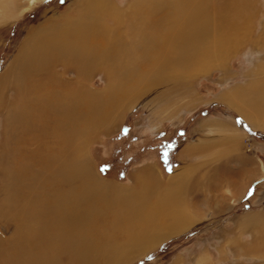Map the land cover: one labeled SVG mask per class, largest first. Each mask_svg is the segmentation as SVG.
I'll use <instances>...</instances> for the list:
<instances>
[{
  "label": "rangeland",
  "instance_id": "374dc122",
  "mask_svg": "<svg viewBox=\"0 0 264 264\" xmlns=\"http://www.w3.org/2000/svg\"><path fill=\"white\" fill-rule=\"evenodd\" d=\"M89 1L87 0L86 3L89 4ZM110 1H115L118 7L120 5L122 8H126V4L133 0ZM249 1L250 6L247 12L252 17L250 23L256 29V36L264 27V0ZM80 3L77 0H64L63 3L61 0H35L33 3H29V0H0V264H29L26 257L32 264H42V255L49 257V260L43 261V264H78L79 258L69 250L64 238H55L56 243L60 245L57 250L50 246V242H47L45 247L48 249L41 248L42 255L39 252L25 254L24 248L19 249V244L22 239L26 242L24 236L26 237L27 233H21V221H18L16 217L17 214L27 213L26 208L33 203V208L37 206L34 208L35 211L39 212L41 209L40 212H43L42 209L45 208L44 211H47L49 208L48 216L53 215L51 214L53 207L46 204L45 197L50 198V201L54 200L60 193L68 191V189L75 190V186L80 184L78 178L71 177L69 179L68 177V172L76 167V163H68L74 154L79 156L80 160H78L82 166L83 163L89 165L87 171L93 172L91 174L96 175L98 179V183L93 181L97 183L98 188L97 193L92 194L93 196L90 197L89 194L83 197L81 190L79 193L78 191L73 193L79 205L87 206L88 210L92 209L94 212L91 224L95 228H108L113 224L115 218L120 217L117 211L119 209L127 213L128 206L122 209V207H117L118 202L128 196L141 194L144 187H155L157 188L156 192H160L162 188L175 189L182 186L183 180L177 174V170L171 175L173 167L170 171L167 168L172 164L175 165L181 147H184L189 141H197L194 133L198 129H203L202 125L208 119H224L236 130H240L243 147L246 154L249 155V161L254 163V166L257 165L258 168L264 167V127H255L253 121L250 122L246 115L244 116L248 112L243 106L237 107L233 103L230 104L231 101L225 98L227 95L237 98V92L241 95L248 94L250 90H253L249 86L254 80V73L256 74L259 64L264 62V53L250 47L251 45L237 49L224 61H220L216 66L210 67L206 71L184 76L182 80L177 78L180 81L168 79V82L171 83L165 80L162 85L160 83L152 86L142 94H138L136 98L128 95L122 104L111 111L112 115H109L105 123L97 121L95 126L90 128V132L87 133L88 138L80 152L75 150L76 145L79 146L78 141L74 142L71 135L62 139H58L62 137L61 135L55 136L56 130H59L57 128L64 132L69 129L73 130L74 125L72 124L77 122L74 120V116L80 113L72 109L70 102H64V106L61 107L62 112H51L46 120L48 123V128L45 127L46 133H42L40 123H37V125L40 124L39 127L33 125V121L28 118L30 110L25 112L27 118L24 122L17 116L18 111H15L14 116L13 108L15 110V107L18 106L15 80L18 74L27 71L30 61H28L29 57L25 51L27 38L32 33H38L40 36L51 35L49 33L52 28L62 26L70 19L81 20L84 13L90 11L84 7L83 3ZM151 9L155 10L153 7ZM148 15L155 17L154 12L145 16ZM111 22L110 25L115 30L122 31V28H119L124 26L122 22ZM132 27L129 28L130 32H134L133 30L138 28L137 26ZM157 30L152 27L150 34L157 36ZM144 36H148V34L146 33ZM152 44L127 43L121 45V49L126 52L124 57L129 63L122 60L120 67L112 73H118V75L137 73L139 69H142L141 66L146 63L147 58L153 61L156 56H159L156 52L152 53L153 50L164 47L162 43ZM33 46H38L42 51L45 50L41 45L33 44ZM70 53L72 55V51ZM70 53L68 52L66 56L70 57L68 55ZM83 59L85 62L100 66L99 68L112 63L105 54L95 57L93 60ZM47 61L48 59L44 61V66L38 68L40 72L46 73V68H50L49 71H51L53 59L49 58ZM84 61L80 62L81 65ZM140 63H142L141 66H139ZM54 70L62 72L64 67L62 64L55 65ZM95 71L93 70L92 76L88 78L86 86L90 89L88 92L99 96L106 86L105 83L111 79L105 77L103 70L95 69ZM69 75L76 78L73 72H66L64 76L67 78ZM68 80L72 81L70 78ZM65 105H69V107ZM69 110L71 111L68 112ZM12 115L16 117L14 118L15 122L23 124L15 126L11 120ZM64 115H69L71 118L68 119V116L67 119H61ZM56 119L59 120L56 121ZM57 125L58 127H56ZM76 128L75 133L83 129V125ZM78 128L80 129L78 130ZM33 129H38L41 134L37 139L29 142L22 134V130H27L30 133ZM206 129L207 134H210L205 138L208 141L230 140L235 143L239 140V138H234L233 129L228 128V132L222 133L224 137L227 134L228 139L226 140L224 137H214L218 136L217 132L220 128L208 127ZM77 138L79 139L78 136ZM79 141L81 140L79 139ZM51 157L54 158V164ZM65 160H68L66 164ZM211 161L216 160L210 157L197 158L192 155L187 163L189 168L192 167V171H195L196 176L203 178L199 175V171L204 168V170H209L212 166L209 165ZM218 161L220 160L218 159ZM102 166L105 167L104 171H101ZM232 166L236 167L237 165ZM142 171V177H139L141 183H138L137 174ZM261 172H264V169ZM260 175L258 172L257 175H251L244 181H239L237 185L233 184L234 189L242 187L239 194H233L232 200L230 197L227 201L219 200L215 195L211 199L209 197L207 202L198 201L197 196H190L191 199L188 200V196L192 192L187 191L186 196L182 197L186 209L189 211V214L183 217L184 220L187 218L186 220L189 221L188 228L174 237L169 236L170 238L162 239L160 245L149 250L148 253L134 255V259L127 263L264 264V180H262V184L258 183L255 187V193L258 194H254L250 200L241 201L247 194L246 186L258 179ZM208 177L206 176V178ZM215 177V175H211V178ZM169 179H171L170 182H168ZM65 183L67 184L65 185ZM243 188L245 189L244 194H242ZM257 189L260 191H256ZM195 192L199 195L203 194L202 190ZM191 203L192 205H189ZM35 204L36 206H34ZM254 214L263 216L257 219L256 224L243 226L242 224L246 222L248 216ZM193 215L197 216L195 222L192 221ZM38 220L40 219L38 218ZM169 221L170 217H166L162 218L160 223L166 228ZM42 223L44 222L40 220L39 225L42 226ZM87 224L84 225L87 226ZM110 229L112 230V227ZM95 234L105 236V231L100 229ZM18 235L21 239H18ZM164 242L165 244L162 245ZM16 245L22 254L19 261L16 260L18 256H14ZM256 245H259L257 253L248 252L250 248H245H253ZM31 249L38 250V246L32 242ZM108 263V261H104L103 264Z\"/></svg>",
  "mask_w": 264,
  "mask_h": 264
},
{
  "label": "bare ground",
  "instance_id": "6f19581e",
  "mask_svg": "<svg viewBox=\"0 0 264 264\" xmlns=\"http://www.w3.org/2000/svg\"><path fill=\"white\" fill-rule=\"evenodd\" d=\"M34 1L29 0V3ZM77 1L81 2L80 4L83 3L84 7H87V10L90 11L85 10L87 13H84L81 20L76 19V21H73L70 19L72 22L69 20L68 23L66 22L67 24L52 28L51 33L47 32L51 35L33 34L25 43V51L29 57L28 61H30L27 71H22L23 73L18 74L16 77L15 90L18 106L15 107V110L13 106L12 108L13 115L16 114L15 111H18L17 116L23 119V122L27 118L25 112L30 110L28 118L33 121V125L40 123L42 133H46L45 127L48 128L46 120H48L51 112H62L61 107L64 106V102H70L72 109L80 113L74 116L75 119L72 116L77 122L75 124L71 123L74 125L73 130L69 129L64 132L57 128L59 130H56L55 136L59 137L61 135L62 137L58 139H62L71 135L74 142L78 141L79 146L76 145L75 148L78 152L83 150L82 146L88 138L87 133L90 132V128L92 129L97 121L105 123L109 115H112L110 114L111 111L122 104L128 95L136 98L138 94H142L148 88L160 83L162 85L165 80L167 82L168 79L179 80L177 78H181L182 80L184 76L206 71L246 45H251L250 47L264 53V27L255 36L256 29L251 26L252 17L247 12L250 6L249 0H133L126 4V8H122L120 5L118 7L115 1L111 2L110 0H90L89 4L86 3L87 0ZM152 7L155 10H152ZM119 9L128 10L121 12ZM153 12L155 17L145 16ZM110 21H112L111 23L122 22L124 26L119 27L122 28V31L115 30L110 25ZM132 26H137V30L130 32L129 28ZM152 27L158 29L157 36L150 34ZM144 31L148 36H144L146 34ZM127 43H134L135 45L162 43L164 47L153 50L152 53L156 52L159 56H156L153 61L147 58L146 63H143L142 66V63H140L139 66L142 69H139L137 73L114 74L112 72L120 67L122 60L129 63L126 61L127 58L124 57L126 52L121 49V45ZM33 44L41 45L45 50L42 51L38 46L34 47ZM70 51H72V55ZM68 52L70 57L66 56ZM84 53H86V56H84ZM104 54L111 59V65L107 64L99 68L100 66L85 62L83 59L93 60V58L104 56ZM49 58H57L66 65L68 64L67 70L73 69L76 78L70 76L72 81H64L59 76L52 75L49 71L50 68H46V73L40 72L38 68L44 66V61L46 59L49 61ZM82 61L84 62L81 65L80 62ZM50 62L52 63V60ZM95 69L97 71L103 70L105 77L111 79L105 83L106 86L99 93V96H94L91 92H88L90 89L86 86L93 70L96 72ZM41 70L43 71V68ZM249 87L253 90H250L248 94L240 95L237 92V98L230 95L225 96V98L231 101L230 104L233 103L237 107L243 106L248 112L244 116L246 115L250 122L252 120L255 127H264V62L259 64L256 74L254 73V80ZM225 98L224 100H226ZM65 114L67 115V113ZM13 115L11 120L17 126L19 123L15 122L14 118L16 117ZM68 116L64 115L61 119H67ZM70 118L69 116L68 119ZM59 119H56V121ZM40 124L37 126L39 127ZM80 125H83V129H80V127L78 128L80 130L75 133V128ZM22 134L26 136L29 142H32L41 133L38 129H33L30 133L27 130H22ZM77 136L82 142L79 141ZM62 141L61 143H63ZM75 155L68 163H76V165L74 164L76 167L74 166L75 168L68 172V177L69 179L71 177L78 178L80 184L75 186V190L68 189V191L60 193L54 200L50 201V198L45 197L46 204L53 207L51 213L53 215L48 216L49 208L44 211V206L43 212H40L41 209L40 211L37 209L39 212L35 211L34 208L37 206L35 204L36 207L33 208L34 203L26 208L27 213L16 215L17 220L21 221V233H27V236H24L26 242L22 239L19 244V249L24 248L25 254L29 252H33V254L40 253L41 248L46 249L45 243L47 242H50V246L57 250L60 245L56 243L55 238H64L69 250L79 258L78 264H99L103 260L110 262V264H126L134 255L148 253L162 239L175 236L187 228L189 222L186 220L187 218L184 220L183 217L188 215L189 212H187L188 209H186L182 197L183 195L186 196L187 189L185 190L182 186L175 189L166 187V190L160 193L156 192L157 188L150 187L149 189L147 187L148 191L143 196L140 194L139 197H130V199L136 201L130 204L127 213L118 208L117 211L120 217L115 218L118 221L114 220L112 230H115V232L112 235L110 234V237L105 230V236H97L94 226L82 225L92 221L89 207L84 206L82 209L79 207L80 205L77 206L82 209L79 210L78 216L71 207L69 209V206L76 202L73 193H76V191L79 193V190H81L83 197L89 194L91 197L92 194L97 193L98 189L96 175H92L93 172L87 171L89 165L83 163L82 166V163L79 162V156ZM51 159L54 164V158L51 157ZM67 161L65 160V164ZM48 163L46 164L49 165ZM258 169L261 175L258 179L253 180L251 184L256 180L260 184L263 183L264 172H261V170L264 167ZM57 184L59 183L57 182ZM248 188L246 186L245 189L248 191ZM245 189L242 190V194L245 193ZM118 203L124 209L123 202ZM166 217H170L172 220L170 231L160 225V219ZM259 217H262V215H250L242 225L256 224ZM38 218L44 222L42 226L39 225L40 220ZM79 224H81V227L76 229ZM83 228L87 231V234H80ZM105 237L112 238V240L109 239V242L105 243L101 240ZM19 238L21 239L20 236ZM32 242L38 246V250L31 249ZM245 248H250L248 252L254 251L253 253H257L259 245L254 248ZM14 249V256H18L16 260H21L22 254L17 245ZM42 257V264L43 261L49 260V257L44 255ZM26 260L29 264H32L29 258L26 257Z\"/></svg>",
  "mask_w": 264,
  "mask_h": 264
},
{
  "label": "crops",
  "instance_id": "0c3cea01",
  "mask_svg": "<svg viewBox=\"0 0 264 264\" xmlns=\"http://www.w3.org/2000/svg\"><path fill=\"white\" fill-rule=\"evenodd\" d=\"M32 35H33V33L29 35V38ZM29 38L26 40V42L29 40ZM53 60H54L53 66H52V69L50 71L51 74L55 75V76H59L64 81H68L69 78L71 79L70 75L67 78H65L64 75L66 74V72H73V74H74L75 71L73 69H70L68 71L67 70L68 64L66 65L65 63L59 61L57 58H55ZM59 64H62L64 67V70L62 72L54 70L55 65L57 66ZM69 74H71V73H69ZM202 127H203V129H198L194 133L195 134L194 136H196L197 141H195V142L189 141L187 144L184 145V147H181L179 149L180 150V151H178L179 157L177 159V162H175V165H174L173 169L171 170L170 174L172 175V173L175 172V170H177V174H179V177L181 178V180H183L182 181L183 188L185 190L187 189V191H189V192H192V194L190 193V195L188 196L189 200L191 199L190 196H197L198 201L201 200L202 202H207L208 201L207 199L209 197L211 199L213 197V195L218 197L219 200L227 201L229 197L232 200L233 194L234 193L239 194L240 189L242 187L241 186L240 188L234 189V187L232 185L233 184L237 185V183H239V181H244L246 179V177H248V176L257 175V173L259 172L258 166L257 165L254 166V163H251L249 161V155L246 154L247 152H245L244 147H243V138H242V134L240 133V130H236L226 120L221 119V118L208 119L207 121L204 122ZM208 127L209 128H211V127L212 128H220L217 132L218 136H214V137H220V138L224 137L222 133H226V131L227 132L229 131L228 128L233 129V133L235 135L234 138L235 139L239 138V140L235 141V143H232V142H230V140H226V139H228L227 138L228 136H227V134H225L224 140H226V141H216V140L208 141L207 139H205V138L210 136V134H207L208 132H207L206 128H208ZM199 137H203V138H199ZM218 142H220V143H218ZM192 155H195L197 158H209L210 157L211 159L216 160L214 162H212V161L209 162V165H212L211 168H209V170H204L205 169L204 168L203 170L199 171V173H200L199 175L203 176V178L196 176L195 171H192L193 170L192 167L189 168V165L187 162L189 161V158ZM218 159L220 161H218ZM232 160H234L235 162L233 163ZM230 164L237 165V166L234 167ZM245 165H249V166H245ZM250 167H251V169H250ZM142 173H143V171L137 174V182L141 181L138 178L139 177L141 178ZM211 175H215L216 177L213 179V178H211ZM206 176H209V177L206 178ZM197 178H199V179H197ZM170 181H171V179L168 180V182H170ZM257 181L258 180L254 181L251 184V186L249 187V190L247 191L246 196L243 198L242 201H245L248 199L250 200L252 198V196L255 193V187L259 183ZM138 183H141V182H138ZM198 183H200L202 186L200 187L199 186L200 184H198ZM248 186L249 185H247V187ZM148 188L150 189V187H148ZM148 188L144 187V190H143L144 192L141 193L142 196L145 192L147 193ZM153 188H155V187H153ZM165 190H166V188H162V189H160V192L163 193ZM201 190L203 191V194L199 195V193L195 192V191H201ZM208 192H210V194H208ZM231 192H233V193L231 195H229ZM131 196L139 197L141 195L139 194V196L138 195H131ZM131 196L124 198L123 201H121L120 203L123 202V206L124 207L128 206V208H129L130 204H132V202L136 201L135 199H130ZM190 205H192V204H190ZM77 206H79V204L76 201V202L72 203L71 206H69V209L71 207V209L78 216L79 210H82L84 206H81V205L79 206L82 209H80ZM117 207H121V205H119V203H118ZM90 211L91 212H89V213H90V217L92 220L94 212L92 211V209H90ZM187 212H189V211L187 210ZM77 216H76V218H77ZM196 217H195V215H193V219H192L193 222L196 221L195 220ZM66 219H68V218H66ZM68 220H70V219H68ZM70 221H73V220H70ZM115 221H118V220H115ZM161 221H162V218L160 219V222ZM171 222H172V220L170 219L166 229L168 227H170ZM87 223H88L87 226L91 225L93 227V225L91 224L92 221L87 222ZM82 225H84V224H82ZM160 225H161V227H163V225L161 223H160ZM112 226H113V224L108 226V228H101V227H98V228L104 229L107 233H109V237H110V234L112 235L115 232V230H110V228ZM80 227H81V224H79L76 229H79ZM98 228L97 227L95 228L96 231L100 230ZM167 230L170 231L171 229L169 228ZM80 234H87V231L83 228V229H81ZM172 237H174V236H172ZM109 239L112 240V238H108V237L102 238L101 240L106 243V242H109ZM164 244H165V242L162 245H164ZM158 245H160V243H158L156 246H158ZM143 254H146V253H143ZM132 259H134V258H132ZM103 263H104V261L99 263V264H103ZM109 264H110V262H109ZM111 264H113V263H111ZM126 264H128V263L126 262Z\"/></svg>",
  "mask_w": 264,
  "mask_h": 264
},
{
  "label": "trees",
  "instance_id": "16d2710c",
  "mask_svg": "<svg viewBox=\"0 0 264 264\" xmlns=\"http://www.w3.org/2000/svg\"><path fill=\"white\" fill-rule=\"evenodd\" d=\"M98 166H99V165H98ZM172 167H174L173 164L171 165V167L167 168V170L170 171V170L172 169ZM104 169H105V167L102 166V167H101V171H104ZM122 176H125V175L122 174Z\"/></svg>",
  "mask_w": 264,
  "mask_h": 264
},
{
  "label": "snow or ice",
  "instance_id": "6c2138e0",
  "mask_svg": "<svg viewBox=\"0 0 264 264\" xmlns=\"http://www.w3.org/2000/svg\"><path fill=\"white\" fill-rule=\"evenodd\" d=\"M64 2V0H61V3H63Z\"/></svg>",
  "mask_w": 264,
  "mask_h": 264
}]
</instances>
